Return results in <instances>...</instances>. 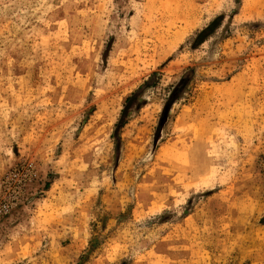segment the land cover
Here are the masks:
<instances>
[{"label":"rangeland","instance_id":"374dc122","mask_svg":"<svg viewBox=\"0 0 264 264\" xmlns=\"http://www.w3.org/2000/svg\"><path fill=\"white\" fill-rule=\"evenodd\" d=\"M0 264H264V0H0Z\"/></svg>","mask_w":264,"mask_h":264},{"label":"trees","instance_id":"16d2710c","mask_svg":"<svg viewBox=\"0 0 264 264\" xmlns=\"http://www.w3.org/2000/svg\"><path fill=\"white\" fill-rule=\"evenodd\" d=\"M206 30L207 29L204 28V29L200 30L199 32H197V34H196V40L197 41L198 40H199V42L201 41L200 39H202V37L204 35V32ZM154 73L155 72H151L150 75H153ZM190 75H191V71L183 72L181 74L180 78L178 79V81L173 85L172 89L169 92L168 99L166 100V102H165V104L163 105V108H162V117H163V119L166 118L169 106L179 96V94L181 93L182 89L184 88V86L188 82ZM121 121L122 120H120V122Z\"/></svg>","mask_w":264,"mask_h":264}]
</instances>
